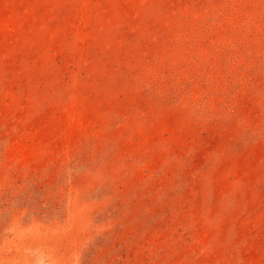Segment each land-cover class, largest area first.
<instances>
[{
	"label": "rangeland",
	"instance_id": "rangeland-1",
	"mask_svg": "<svg viewBox=\"0 0 264 264\" xmlns=\"http://www.w3.org/2000/svg\"><path fill=\"white\" fill-rule=\"evenodd\" d=\"M0 264H264V0H0Z\"/></svg>",
	"mask_w": 264,
	"mask_h": 264
}]
</instances>
